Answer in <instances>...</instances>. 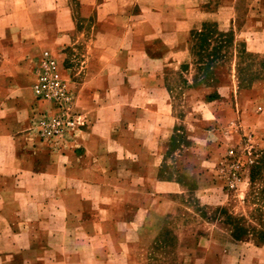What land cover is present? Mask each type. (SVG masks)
<instances>
[{"label": "rangeland", "instance_id": "374dc122", "mask_svg": "<svg viewBox=\"0 0 264 264\" xmlns=\"http://www.w3.org/2000/svg\"><path fill=\"white\" fill-rule=\"evenodd\" d=\"M16 1L18 6L26 0ZM123 1L128 9L123 14L129 16L114 20V30L121 42L143 49L150 62L139 73L148 91L143 97L135 98L134 90L124 100L92 98L86 90L79 94L77 83L88 67L69 76L68 68L76 72V59L42 44L31 58V76L16 87L22 111L0 116V264H17L20 255H15L23 251L28 264H96V247L104 246L96 242V234L104 233L96 229V218L106 216L127 224L129 234L126 242L113 237L110 244L126 255L105 264H264V0ZM19 15L0 17V29L42 22ZM35 36L12 34L9 39L15 44ZM46 50L61 63L73 91L72 110L85 121L77 132L61 137L42 133L33 106L34 72ZM75 54L88 59L84 51ZM129 54L136 58L135 51ZM5 69L13 73L11 62ZM13 85L0 78V94L13 97ZM94 119L104 132L86 140ZM157 121L164 126L158 128ZM114 122L122 129L116 144L105 137ZM137 132L153 133L154 139L143 145ZM11 133L34 138L26 153L33 149L38 163L24 165L40 175L33 186L19 177L23 166L14 160L20 149ZM85 148L97 154V169L62 166L71 163L62 156L75 157ZM115 148L123 151L122 160L114 156ZM156 153L160 169L152 172ZM133 165L140 170L132 171ZM136 176H144L149 187L131 184ZM96 182L123 193L116 210H92ZM76 185L81 194L64 193ZM148 189L159 193L149 197L150 210L123 208V200ZM46 220L52 223L43 230ZM44 235L53 236L47 250L37 242Z\"/></svg>", "mask_w": 264, "mask_h": 264}, {"label": "crops", "instance_id": "0c3cea01", "mask_svg": "<svg viewBox=\"0 0 264 264\" xmlns=\"http://www.w3.org/2000/svg\"><path fill=\"white\" fill-rule=\"evenodd\" d=\"M124 2L125 1L123 0H26L23 4L20 2L21 4L17 6L16 0H0V17H7L12 13L13 17L16 19L20 17V13H24L26 18L34 15L37 18H41L39 20H42L41 23L35 22L38 26L29 25L30 28H24V24L20 23L19 25L13 26L14 28L12 29L9 25L4 26L3 30L0 29V78L12 82V84H14L13 87L15 88L13 91V97L8 96L7 98L5 94H0V116L19 114L20 111H22V95L19 90H16V87H21L25 79L31 76L29 70L31 67V58L41 52L42 48L40 45L42 44L46 47H52L56 51H60L61 57L76 59L73 63L76 72H73L72 67L68 68L67 74L69 73V76L72 73H75V75L82 73V70L88 67L85 74L82 75L81 79L83 82L78 81L77 83L79 94L86 90V93L92 98L124 100L127 98L126 94L134 90L136 91L133 95L135 98L143 97L142 92L146 91V89H143V77H141V74L139 73L141 67L144 66L146 62L147 65L150 62L143 58V52H145L143 49L139 46L126 44L124 41L121 42L119 37L116 36L114 30V20L129 16L123 14L124 11L128 10L121 5V3ZM137 18H143V16L139 15ZM12 34L13 36H36L30 42H26L25 38H18L17 42L12 44L9 39ZM75 51H84L85 56L88 59L84 61V59L79 56L73 58L75 55H78V53L75 54ZM130 51L136 52V58L130 56ZM10 53L12 54L11 59ZM10 62L13 66L12 74L6 73L5 69L10 65ZM135 71L136 74H134ZM34 78L36 79V74ZM132 83L137 86L134 87L133 85V87H131L130 85ZM10 99H12V101H10L7 106L6 103ZM17 102H19V105H17ZM33 106L35 108V101ZM116 109H118L117 106H112L110 110H112V113H117L118 110ZM110 110L108 109L107 111ZM140 115H144V113L140 112ZM0 124L2 123L0 122ZM160 124L164 126V123L159 121L156 122L158 128ZM122 126L124 127V130H126L127 125L122 124ZM121 130L120 126L116 125L115 122L111 123L108 126V129L105 130V137H108L110 142L116 144L115 141H118L116 136ZM102 132H104V128H100V125L96 122V119H94L92 133L87 137L85 134V138L86 140H90L92 137L96 138V136L103 134ZM135 137L140 139L143 145H146L149 140L154 139V134H138L137 132ZM10 138L20 149V151L15 153L17 160H14L23 166L21 170L18 171V173L23 172V174H19V177H25L28 184L33 186L31 182L34 183L37 179L39 180L40 175H34L26 171L24 165L27 161L30 165H36L38 163L37 158L34 156L33 149L26 153V147L30 148V146L34 144V138L30 133H24L23 135L19 133H11ZM158 144L159 143L157 142L156 145L158 146ZM21 149L23 152H21ZM114 151V156L122 160L124 154L123 151L118 150L117 148H115ZM109 153H111V151ZM136 156L139 157L138 155ZM152 156V172H158L161 160L158 153L152 154ZM62 157L64 158V161H68V159L71 160V163L69 162V165L67 166L62 164L67 170L73 169L83 172L90 171L95 167L97 169V154L96 156H92L90 150L86 148L83 149L82 152H80L79 149L75 157L70 156V154ZM73 161L76 162V164H73ZM127 161H132L133 164L138 163V160L135 159L128 158ZM116 167L117 166L111 168L109 171H113ZM135 168L136 170H134L133 165L132 171L137 172L140 170L139 166H136ZM143 179L144 176H142L140 180L136 176L129 180L131 184L136 186H140L141 184V187L144 185L149 187L148 181L145 182L146 178L145 180ZM73 182H75V184L80 183L79 180ZM163 183L164 181H160V185L163 186ZM92 186V191L94 193L96 192V202L94 201L92 203V210H96V212H107L117 209L116 206L118 203L116 202L118 197H124L122 192H110V190H106L107 187L101 182H96V184H92ZM64 193L81 194V188L76 185ZM111 193H113V196H110ZM158 194V192L150 194L149 189L146 194H143V192H140L138 195L133 194L134 197L129 201L123 200V208L127 211H132L134 209L148 211L150 210V207H148L149 197L157 196ZM135 198L137 202L140 200V204L135 203ZM83 209L88 208L83 206ZM51 223L52 220H46L40 228L46 230L50 227ZM126 226L127 224L121 226L120 222L115 221V219H110L108 216L105 218H96V229L101 232L104 231V233L96 234V242L104 244L102 248L99 246L96 247V264H105V262L110 263L114 261L117 256L122 257L126 255L121 248L118 251L114 246L110 245L114 241L113 237H118L119 241L124 239L121 243H124V241L126 242L125 236L129 234L128 229L125 228ZM59 227L61 229V234V232L64 231L62 230V226ZM111 229L113 232L112 234H109ZM51 238H53V236L44 235L39 237L37 242L40 243L44 250H47L51 247V245L48 246ZM24 252L26 251L15 255V258H18L20 255L17 264H28L23 260L24 257L22 254H25Z\"/></svg>", "mask_w": 264, "mask_h": 264}, {"label": "built area", "instance_id": "2783aa9c", "mask_svg": "<svg viewBox=\"0 0 264 264\" xmlns=\"http://www.w3.org/2000/svg\"><path fill=\"white\" fill-rule=\"evenodd\" d=\"M35 74L34 111L42 133L61 137L80 130L85 121L72 110V88L62 75L61 63L51 51L46 50L43 53Z\"/></svg>", "mask_w": 264, "mask_h": 264}]
</instances>
